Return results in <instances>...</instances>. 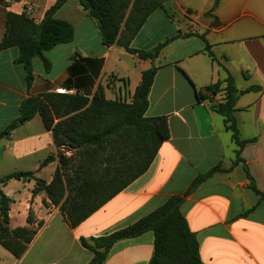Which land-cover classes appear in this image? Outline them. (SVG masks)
I'll list each match as a JSON object with an SVG mask.
<instances>
[{"label":"crops","instance_id":"crops-1","mask_svg":"<svg viewBox=\"0 0 264 264\" xmlns=\"http://www.w3.org/2000/svg\"><path fill=\"white\" fill-rule=\"evenodd\" d=\"M56 2L0 0V43L8 13H27L40 23ZM213 6L214 0H167L164 9L154 11L132 47L150 50L178 38L150 61L117 45L105 46L97 22L78 0H68L56 18L73 25V42L46 53L50 70L42 59L33 60L30 89L26 70L17 62L19 49L0 51V134L19 118L20 105L30 96L63 93L92 100L102 89L108 100L129 101L143 72L152 66L158 72L146 116L167 117L171 134L142 176L74 229L44 192L33 193L34 180L0 184L12 200L9 227L36 232L21 256L0 244V264H89L93 253L82 247L81 238H98L135 224L173 196H184L198 176L215 166L229 170L237 150L231 133L210 101L197 97L207 86L224 83L229 73L239 90L261 89L241 95L235 113L242 138L256 141L244 149L245 163L215 174L185 196L182 211L205 264H264V200L250 188L245 171L246 166L264 192V0H220L214 16H209ZM198 35L206 37L217 61ZM222 95L214 96V103ZM56 151L53 133L37 115L0 138V178L34 172L50 183L59 162L43 168L41 164ZM18 185L23 189L20 196L15 195ZM31 215L33 223L28 221ZM13 245L20 252L24 243L15 240ZM153 253L154 234L148 232L115 244L105 264H150Z\"/></svg>","mask_w":264,"mask_h":264},{"label":"trees","instance_id":"trees-1","mask_svg":"<svg viewBox=\"0 0 264 264\" xmlns=\"http://www.w3.org/2000/svg\"><path fill=\"white\" fill-rule=\"evenodd\" d=\"M68 0H57L37 23L29 14L8 13L6 31L0 43V51L13 47L19 49L17 62L26 70V82L30 89L34 81L33 60H43L46 70L51 63L46 53L58 45L73 42L75 30L71 23L56 18V13ZM86 14L95 20L103 44L117 45L141 60L155 61L161 52L177 38H171L150 50L132 47V42L150 15L164 9L167 0H78ZM220 0H214V16ZM217 19V18H216ZM218 23V21H216ZM216 23V24H217ZM190 36V34L188 35ZM206 44V52L217 61L211 45L204 35H198ZM183 37V36H182ZM158 68L152 66L142 74L132 102L111 101L99 89L92 100L80 95L43 93L24 100L20 116L1 134L9 137L20 124L39 115L47 131H51L56 154L48 156L41 168L58 160L59 165L52 182L37 178L34 172H14L0 178V184L11 180L36 182L34 194L44 192L59 207L68 226L72 229L86 221L93 213L125 190L142 176L156 158L162 144L170 138L167 117H147L149 94ZM259 87L239 90L229 73L224 83L207 86L197 92L199 101L209 100L211 109L225 120L226 130L231 133L237 150L229 170L219 164L209 172L198 176L184 196H173L150 215L135 224L112 234L98 238H81V245L93 253L89 264H105L111 249L120 241L137 238L145 233L154 234V253L150 264H205L200 255V244L182 211L184 197L191 194L207 179L217 173L230 172L241 163L244 149L253 139H243L235 113L241 95L260 91ZM222 98L214 103V96ZM250 188L264 200L250 170L245 166ZM12 200L0 188V244L21 256L36 233L29 228L12 230L10 207ZM254 209L247 211V217ZM33 223L32 215L28 219ZM23 242L18 252L13 241Z\"/></svg>","mask_w":264,"mask_h":264},{"label":"rangeland","instance_id":"rangeland-1","mask_svg":"<svg viewBox=\"0 0 264 264\" xmlns=\"http://www.w3.org/2000/svg\"><path fill=\"white\" fill-rule=\"evenodd\" d=\"M39 118V117H38ZM23 191V189H22V185H18V186H16V188H15V192H16V196H20V192H22Z\"/></svg>","mask_w":264,"mask_h":264},{"label":"built area","instance_id":"built-area-1","mask_svg":"<svg viewBox=\"0 0 264 264\" xmlns=\"http://www.w3.org/2000/svg\"><path fill=\"white\" fill-rule=\"evenodd\" d=\"M126 102H128V103H131V102H132V99H131V100H129V101H126Z\"/></svg>","mask_w":264,"mask_h":264}]
</instances>
